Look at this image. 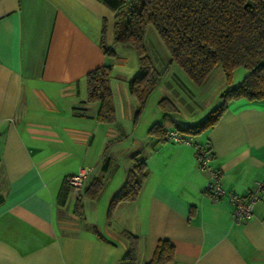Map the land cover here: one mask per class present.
I'll return each mask as SVG.
<instances>
[{
    "label": "crops",
    "instance_id": "obj_1",
    "mask_svg": "<svg viewBox=\"0 0 264 264\" xmlns=\"http://www.w3.org/2000/svg\"><path fill=\"white\" fill-rule=\"evenodd\" d=\"M103 24L115 58L101 49ZM113 25L114 13L103 0H0V264H121L129 250L124 233L136 237L133 264H146L159 241L173 250L165 264H264V188L251 217L235 224L226 197L203 193L209 174L199 169L194 148L149 133L156 123L165 130L185 128L219 105L227 89L220 68L193 86L169 64L168 54L153 56L160 74L153 91L161 89L154 111L160 116L136 135L128 82L139 72V57L131 70L125 57L117 60L116 50L130 46L114 43ZM107 63L112 124L99 123L98 103L86 102V74ZM237 69L232 86L247 75ZM162 98L176 113L164 116ZM199 110L203 114L189 121ZM193 142L211 149L223 190L247 199L264 178V101H230ZM137 161L147 169L139 195L109 212ZM80 170L88 175L76 195L67 177ZM96 177L102 178L101 192L83 197Z\"/></svg>",
    "mask_w": 264,
    "mask_h": 264
},
{
    "label": "trees",
    "instance_id": "obj_2",
    "mask_svg": "<svg viewBox=\"0 0 264 264\" xmlns=\"http://www.w3.org/2000/svg\"><path fill=\"white\" fill-rule=\"evenodd\" d=\"M114 13L113 41L134 48L139 57V72L128 82L130 95L142 110L148 95L154 90L160 74L146 55L143 42L145 29L152 26L174 64L195 86H202L211 72L220 67L227 89L220 95V103L195 124L176 129L187 135H198L212 128L232 100L264 101V0H103ZM102 27L100 46L107 58L114 52L104 42ZM243 68L247 75L232 86L233 72ZM112 65L107 63L85 76L86 102L98 103L96 120L112 124L115 111L110 89ZM166 117L176 113L168 99L158 101ZM168 130V129H166ZM166 130L160 123L153 124L149 133L158 141H166ZM211 151L210 148H208ZM211 154L213 155L212 151ZM109 165L105 159L102 169ZM147 175L146 165L137 161L128 170L122 187L113 195L109 212L121 202L135 201ZM103 187L102 178H94L82 196L95 199ZM80 202H77V208ZM129 250L121 264H133L136 237L124 233ZM172 247L159 241L152 258L146 264H165L172 259Z\"/></svg>",
    "mask_w": 264,
    "mask_h": 264
},
{
    "label": "built area",
    "instance_id": "obj_3",
    "mask_svg": "<svg viewBox=\"0 0 264 264\" xmlns=\"http://www.w3.org/2000/svg\"><path fill=\"white\" fill-rule=\"evenodd\" d=\"M166 141L175 144H184L194 148L195 159L199 169L209 174V180L206 183L203 193L212 196L216 200L226 197L231 204V221L239 224L249 219L252 215L253 207L258 200V193L264 188V178L255 183L253 191L246 199L234 193H226L220 184V172L212 165L213 155L208 150V145H198L193 142L192 135L180 133L178 130L168 129L165 132ZM88 175L87 170H80L74 175L67 177V184L74 194L80 192L82 182Z\"/></svg>",
    "mask_w": 264,
    "mask_h": 264
},
{
    "label": "rangeland",
    "instance_id": "obj_4",
    "mask_svg": "<svg viewBox=\"0 0 264 264\" xmlns=\"http://www.w3.org/2000/svg\"><path fill=\"white\" fill-rule=\"evenodd\" d=\"M143 42H144V45H145V48H146V55L148 56L149 60L150 59L153 60V56H155L156 54H161L162 52H165V54H168V51H167L166 47L161 42V40H160L159 36L157 35L155 29L152 26H150V25L145 29ZM129 48L130 49H127V50L118 49L116 51H117V60H120V59L125 57L127 59L126 67H128V69L131 70L135 66L136 56H138V55H137V52H136V50L134 48H132V47H129ZM111 49H113V47ZM172 65L175 66V68H177L179 74L182 76L181 78H184V80H186L187 83L193 84L189 80V78L181 71V69L179 67H177L174 64H172ZM218 68H220V67H218ZM243 70L244 69L241 68V67L238 68L236 74L239 75V71L241 72ZM220 71H221V74H222L221 68H220ZM193 86H194V84H193ZM160 90L156 89L155 91H153L152 93L149 94L150 96L148 97V103H147L146 107L142 108V110L140 111V113L138 115H135L136 111H137L138 103H137L136 98L132 96L133 97V99H132L133 102L134 103L136 102L134 115H135V117L138 118L137 119L138 120L137 121L138 125L136 126V132H134V133H136V135L145 133V131H146V129H148L149 125H151L154 122L155 119H159L160 115L155 113L154 107H155V101H156V99L159 96ZM202 96H204V94ZM207 107H211L210 104H208L207 106H204V110ZM204 110H202V111L199 110L198 112H196V115L192 116L191 120H189V121H196V119H198L200 117V115L203 114ZM140 115H141V117H140ZM180 117H183V115L181 114ZM175 129L176 128H171V130H175ZM131 135H133V132H131ZM126 144H128V143H125V145ZM116 147H119L120 149L122 148V146H116ZM69 158L70 157L68 156V159ZM72 159L74 160V157ZM115 161L117 162V164L119 163L116 159H115ZM111 165H112V170L115 171L116 163L111 162ZM119 173H120V171L118 173H115V174L112 175L113 179L111 181L109 189L113 188L111 186L117 183V179L120 176ZM82 185H83V182H82Z\"/></svg>",
    "mask_w": 264,
    "mask_h": 264
}]
</instances>
